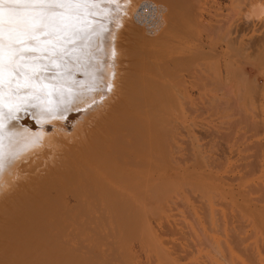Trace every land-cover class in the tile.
<instances>
[{"label": "bare ground", "instance_id": "1", "mask_svg": "<svg viewBox=\"0 0 264 264\" xmlns=\"http://www.w3.org/2000/svg\"><path fill=\"white\" fill-rule=\"evenodd\" d=\"M10 6L0 4L4 20L0 25V264H129L132 238H146L156 245L148 221L151 215L158 216L157 210L168 204L172 194L197 187L196 192L203 189L210 198L218 189L200 174L201 178L190 176L188 160L200 151L190 153L186 143H175L166 110L176 102L175 94H182L187 79L195 81L202 97V81L207 77L227 81L264 75L258 68L257 74H249L252 66L264 65V0H35L22 5L25 10L11 24ZM142 6L152 10L155 24L148 32L136 24L143 19ZM140 112L148 118V122L143 118L142 126ZM160 123L167 128H160ZM242 187L255 196L242 194V189L238 202L231 188L230 200L262 230L264 205L258 208V204L264 202V179Z\"/></svg>", "mask_w": 264, "mask_h": 264}, {"label": "rangeland", "instance_id": "2", "mask_svg": "<svg viewBox=\"0 0 264 264\" xmlns=\"http://www.w3.org/2000/svg\"><path fill=\"white\" fill-rule=\"evenodd\" d=\"M143 7L144 6H142V9H141L142 11L141 10L140 11H141V15H142V17H143V19L145 21L143 19H140L139 22H136V24L138 26L144 27V29H143L144 31H147V29H148V31H151L150 28L153 29V26L152 27H150V26L155 24L154 23V20H153V16L151 15L152 14V12H151L152 10H150V8H148L146 6L144 8ZM150 15H151V17H150ZM142 17H140V18H142ZM148 18H152L151 19L152 21L148 20ZM151 22H152V24H151ZM146 23L148 24V26H147ZM210 66H208V67L211 69L212 66L211 67ZM251 68H249V74L250 75H252L253 72L256 73V71L258 73V70H261V69L264 70V65L263 66L256 65V66H252ZM257 68H258V70H256ZM258 74H257V76L255 78H253L254 80L251 79V78H246V79H243L242 78V79H234V80H227L226 81V80L220 79L218 77H211V76L209 78L207 77V78H205L202 81L203 82V90H204V93H203L202 97L198 95V93L196 92V89L194 88L195 87L194 86L195 81H193V80L190 81L189 79H187L185 81V83H184V86L185 87L182 86V90H181V93L182 94H180V92L177 93L178 96L175 94L176 99H175V97H173V98H174V100H176V102L174 101L176 104L174 102H171V106H172V103H173V106L172 107L174 108V110H173V108H171V106L168 108V110H166V112L170 110L169 111L170 113L167 112L168 113V116H170V115L172 116V118H170L171 116L169 117V119H170L169 120L170 121V125L173 126V127L175 126V127L174 128L172 127L173 130L171 131V126H170V128H168V130L170 129L169 132L171 131V133L174 134V136H175V143L179 144L180 146H183L182 144L186 143V145L189 146V148H191L187 152L192 151V152L196 153V152H199L200 151L201 154L198 153L199 154V155L197 154L198 157L199 156L200 157L202 156V158L203 157L206 158V160H202V158H197V155L195 154V157L196 158L193 159L194 157L191 156L193 154H190V158L192 157V159H189L188 160V165L190 167V176H191V174H194L193 176H197V177H199L200 175H202L204 177L205 181L206 180H209L210 182L213 181L212 183H215L217 187L219 186L218 187L219 190L217 189L218 191L216 190L214 192H211L212 194L210 192H208V193H210L208 195V197H210V198H207V193H205V195H204V190L203 189L201 190V191H203V193H200L201 191L199 193H198V191L196 192V189H200V188H197V187H192L193 189L190 188L189 189L190 191L188 189H187L188 191L185 189V191L183 190L184 193H182V192L178 193L177 195L181 199L178 198L177 195H175L176 193L172 194V198L169 201L167 200L168 204L166 203V206L165 207L162 206L160 209L157 210L158 216L153 217L154 215H151L150 216V220L148 221V225H149V227H150V229H151V231L153 233V236H154L153 237V239H154L153 241H155V243L158 246V248L161 249L162 251L160 250V253H159L158 252L159 251L158 248H156L157 246L155 244H154L155 245L154 246L151 243V241H147L146 238L145 239L144 238L138 239L139 237H137L136 240L134 238H132L134 242L131 239H130L131 240V243H130V241H128L130 243L129 244V247L130 248H128V251L131 250L129 252L132 253V254H129V252H127L129 254L128 256H130V255L132 256L133 255V257H131L133 259H130L131 262H129V264H132V260H134L133 262H135V264H158V263L162 264L165 261H166V263L170 264L169 262H171L172 259H173V261L171 262V264H184V263L185 264H189V263L190 264H193V263L194 264H197V263L198 264H227V263L228 264H231L232 262H233V264H235L237 262V260H239L238 262H240V263L237 262L238 264H246V263L247 264H255V262L256 263L258 262L259 264H262V263L264 264V252L261 251V250L264 251V243H263L264 242V233L262 234V232H263L264 229L261 230L260 227H257L255 225V223H253L251 221L252 219L250 218V216H249L250 220H248L249 218H248V215L246 213L243 212L244 214L242 215V213H241L242 211L240 210V207L239 206H236L237 203L235 204V203H233L230 200V196L232 194L233 195V198H236V197L239 196V198H237V201L239 202L241 196H240V194L237 195V193H240L242 189H244L241 192L242 194L244 192V194H246V196H250V194H251V196H255V193L253 194L247 188L245 190V188H243L242 185L245 184V183H253V182H257V181H262L264 179V178H261L262 175H263V172H264V125L262 124V123H264V75L262 76L261 73L259 75ZM206 84H208V85H206ZM256 85H259L260 86V89H259V86L256 87ZM183 87L186 90L188 89L187 90L188 92L186 90H184ZM224 87H226L229 91L226 88H224ZM255 88L257 89V91H256ZM254 89H255V91H254L255 93L252 92ZM238 91H239V93H238ZM256 93H258L257 94L258 96L256 95ZM238 95H239L238 100L240 99V101H237L236 102ZM255 96H257V97H255ZM235 98H236V100H235ZM232 99H234V100H232ZM224 102H225V104H223ZM161 103H162L163 106H164V104H166V103H164V99H163V102L161 101ZM199 103H201V104H199ZM227 104H229V105H227ZM174 105H176V107H174ZM187 108H189V109L187 110ZM258 110H259V112H258ZM166 112L164 111L163 113H166ZM167 113H166V115L165 114H162V117L163 118L167 117ZM163 115H165V116H163ZM139 116H140V118L142 120V121L140 120L141 121L140 122L141 123V126H142V123H143V118L145 119L144 122H148V118H146L147 116L145 115L146 116L145 117L142 114V112H140V115ZM162 117L160 118V116H159V120H161ZM247 119H249L250 121L247 120ZM248 121H249V123H248ZM261 121H263V122H261ZM163 123H160L161 124L160 125V128H162L163 126H165V124H166V126L169 125L168 123H164V124ZM162 124H163V126H162ZM182 126H183V128L181 129ZM258 127H259V130H258ZM261 127L263 128V131H262V128ZM164 128H167V127H164ZM164 128H162V129L164 130ZM254 128L257 131H255ZM156 130L158 132L160 131V129L158 130V127H157ZM163 130H161V132H160L161 134H162V132L164 133ZM174 131H175V133H174ZM256 132H257V134H256ZM261 133H263V134H261ZM107 138L108 137H106L105 139H107ZM179 139H180V141H179ZM181 141H183L182 144L180 143ZM186 141H188V142H186ZM188 143H189V145H188ZM144 144H146V143H144ZM186 145L184 144V146H186ZM205 158H203V159H205ZM198 159L201 160L200 162L201 163H204V165H201V163L199 162ZM195 160L198 161L197 162V165H195L196 164L195 163ZM213 162H215L216 165ZM219 162H220L221 165L219 164ZM249 162H251L252 164L250 165ZM209 163H211V165ZM247 163H249V164H247ZM257 163L260 165V166L258 165L259 166L258 168L260 170L257 168ZM260 163H262V164H260ZM199 164H200V166H199ZM245 165H247V166L250 165V166L249 167H246ZM192 166L193 167L195 166V169ZM199 167H201V172L199 170ZM213 167H214L215 170L213 169ZM254 167L256 169V171L253 170L254 173L256 172L255 175H254V173H252V169ZM243 168H245V169H243ZM248 168H251V170L248 171L249 170ZM191 169H194L195 171L194 170L191 171ZM202 169H203V171H204L205 174L207 173V171H208L209 174L210 173L211 174L209 175L207 173L206 176H204L205 174L202 173L203 172ZM216 170H217L218 173L216 172ZM261 170H262V172H261ZM213 172L215 173V174H213L214 177H211V175H212ZM198 174H200V175H198ZM216 174H217V176H216ZM257 174H258V176H257ZM259 174L261 176H259ZM208 175L210 177H207ZM248 176H250V177H248ZM215 177H218V180L219 181L216 180V179H213ZM233 177H235V178H233ZM237 177H239L240 179L237 178ZM194 178L196 179V177H194ZM199 178H201V177H199ZM225 178H227V179L225 180ZM252 178H254V179H252ZM222 179L226 183L224 181L222 182L221 181ZM228 180H230V181H228ZM245 180H247V181L245 182ZM216 181H218V182H216ZM222 184L225 187H222ZM226 185L227 186L229 185V187H228L229 189L228 190H227V186ZM231 188H232V190H236V191L238 190V191L237 192L236 191H233L232 192L230 190ZM222 189L225 190V191H223ZM191 190H193L192 191L193 193H191ZM220 190L222 191V193H221ZM187 192H189V193H187ZM230 192H232V193L230 194ZM213 193H214V196L215 197L212 198ZM216 193L219 195V196L217 195L218 199H217V197L215 195ZM219 193H221V195ZM197 194L198 195H201V196H197ZM190 195H191V197H190ZM202 195L204 196L203 197L204 201H202ZM173 196H176V197H173ZM194 198H195V201H194ZM197 198L198 199L200 198V202L201 201L202 202H206V204L205 203L202 204V202L199 204V202L197 201ZM209 199H210V201H209ZM214 199H215V202L217 201V203L219 201V204L222 203V202H224V199H226L225 202H224L225 203V206L229 204V203H226L227 200H228V202H230L229 207L228 206L225 207L223 203L221 205H218L217 203L214 204L213 203V200ZM220 199H221V201H220ZM175 200H176L177 203H179L180 206H178L177 203H173V201L175 202ZM171 201H172V203H171ZM208 202H210V204ZM181 203H182V205H181ZM231 204H233L234 206L233 205L231 206ZM183 205H185V206H183ZM196 205H198L200 207H197ZM260 205H264V202H262L261 204H258V208L260 207ZM201 206H202L203 210H204V206L205 207L208 206L207 209L205 208V210L207 212H205V210L203 211L202 208H201ZM163 207H164V209H163ZM250 207L253 208V206H250ZM226 208L227 209L230 208L229 211ZM198 209L202 212V214L200 212H198L199 211ZM255 209H256V207H255ZM139 210L140 211L141 210L143 211V207L142 208L140 207ZM161 210H164L163 211L164 214L161 212ZM192 210H193V212H192ZM218 210L220 212H218ZM250 210H252V209H250ZM258 210H262V208H260ZM165 211H166V213H165ZM216 211L218 212V214H217ZM237 212H238V214H237ZM140 213H142V212H140ZM161 213L164 215L163 216L164 218L162 217ZM196 213H197V215H196ZM207 213L209 215H207ZM227 213H231V216H230V214H227ZM189 214H191V215H189ZM171 215L173 216V218H172ZM237 215H239V218L242 217L241 218L242 222L245 219H247V220H245V222H243V224H242V222L240 221V219L238 218ZM159 216H161V217H159ZM218 216H219V219L217 218ZM236 216H237V219L238 220H235L236 218H234V217H236ZM178 217H179V221L182 220L181 222H178V219H177ZM181 217H182V219H181ZM174 218H175V220H174ZM192 218H194V220H196L195 223H194V221L192 222V220H193ZM228 218H231V220L232 219L233 220L230 221V219L228 220ZM222 219H223V221H222ZM229 221L231 222V225H230V222ZM234 221L237 224V226H235ZM176 222H177V224H176ZM197 222L199 224H197ZM215 223L216 224H220L221 226L219 225V227H218V225L216 226ZM251 223H253V224H251ZM195 224H197V225H195ZM208 224H209V226H208ZM168 225H169V227H168ZM252 225H254V226L252 227ZM230 226H234L232 228L233 229L234 228L236 229V230L234 229V232L236 234V231H237L239 240L236 239L237 237H235V234H233L234 232L231 233V229L232 228L230 229L229 228ZM174 227L175 228L177 227V229H175ZM198 227L200 228V230H199ZM203 227H204V229H203ZM216 227L218 229H220L221 227H223V228L220 229V230H218ZM239 227H241V228H239ZM246 227H248V228H246ZM255 227L256 228H260L261 231H258V229H257V231L254 230V229H256ZM197 228H198V230H197ZM207 228L209 230H211V229L212 230L209 231ZM228 229H229V231H228ZM185 230L186 231L189 230V233L186 232ZM252 230H253L254 233L252 232ZM172 231L175 232L174 234L176 236L173 234ZM215 231H217V233ZM220 231H222V232H220ZM255 232H256V234L258 236L255 235ZM184 233H186L188 235H186V234L183 235ZM191 233H193L194 235H192ZM205 233H207L208 235L205 234ZM166 234H168V235H166ZM203 234H205V235L202 236ZM260 234L262 235L263 242H262V239L260 240V238H261V235ZM232 235H234V236L232 237ZM249 235L252 238H250ZM156 236H158V237H156ZM178 236L182 240H180ZM193 236L196 237V239H194ZM243 236H245V237H243ZM204 237H208V238H204ZM226 237L228 238V240H232V239L234 240V239H236V242L235 241H233V242L232 241H228L226 239ZM240 237H241V239H240ZM186 238H188V240L191 241V242H189ZM164 239L166 241H169V242H165ZM242 239H244L245 241L242 240ZM140 240H141L142 243L139 242ZM209 240H211V241H209ZM221 240L222 241L225 240L226 242L225 241L223 242L225 244L221 243L222 242ZM202 241H203V243H202ZM219 241H221V242H219ZM237 241H239V242H237ZM242 241H244V243ZM199 242L202 243V245ZM161 243H162L163 246L159 245ZM206 243H208L209 245L206 244ZM210 243H211V245L212 244L214 245V246L212 245L213 248L210 245ZM143 244L145 245L144 248H143V246H144ZM147 244L148 245L149 244L151 245V246L149 245V249H148V245ZM204 244H205L206 247H204ZM239 244H241V245H239ZM190 245L193 246V247L196 246V248H192ZM246 245H248V246H246ZM256 245H257V248L258 249H256ZM176 246H178V247H176ZM207 247H209V248H207ZM249 247L254 251L255 254L252 253L253 251L250 252V254H249V251H251V249ZM164 248L166 249V251H167L168 254L170 253L169 256H168V254L166 252H164L165 251ZM211 248L212 249H215V250H212ZM223 248L227 250L228 254H227L226 250H224ZM243 248H245V249H243ZM151 249H152V251L154 249V251H153L154 253H155V251H157L158 253H155L154 254L153 252L150 251ZM180 249L182 250V252H180L181 251ZM194 249H196V250H194ZM242 249H243L244 252L246 251V253H243L242 252ZM183 250H185L184 253H183ZM257 250H258V252H257ZM195 251H196V254H195ZM216 251H217V253H216ZM161 252L164 253L165 255L161 254ZM201 252L203 253V255H202ZM240 252H242V253H240ZM214 253H216V254H214ZM247 253L250 256V259H249V256L247 255ZM148 254H150V255H148ZM157 254L160 255V256L163 255V257L162 256L161 257L164 258V259H165V257H168V258L170 257L172 259L171 260L170 259H165V260L163 259L164 261L162 262L161 261L162 258L159 259L158 256H157ZM183 254L185 256H183ZM251 254L254 255L253 257L256 258V260L253 257H251ZM212 255H213V257H212ZM229 255H230V258L229 259H230V262L231 263L229 262V259H228ZM235 255L237 256V259H236V256ZM255 255H257V256L255 257ZM178 256H181V257H178ZM196 256L197 257L199 256L200 258L199 257L197 258ZM156 257L158 258V260H157ZM192 257H194L193 260H196V261H192ZM221 258H223L224 260L226 259V260L224 261ZM234 258H235V260H234ZM252 258L254 259V262L253 263H252V261H253ZM208 259H209V262L210 263L207 261ZM168 260H169V262H168ZM176 260H177V262L179 260V262L177 263ZM187 260H189V261H187ZM247 260L248 261L251 260V262L250 261L248 262ZM259 260L262 261V263ZM153 261H155V262H153ZM157 261H158V263H157ZM166 263H163V264H166Z\"/></svg>", "mask_w": 264, "mask_h": 264}, {"label": "snow or ice", "instance_id": "3", "mask_svg": "<svg viewBox=\"0 0 264 264\" xmlns=\"http://www.w3.org/2000/svg\"><path fill=\"white\" fill-rule=\"evenodd\" d=\"M33 2H35V0H0V4L11 5L8 8V20L10 24L20 18L22 12L25 10L24 7H21L22 5L27 6ZM3 23V12L0 11V25Z\"/></svg>", "mask_w": 264, "mask_h": 264}]
</instances>
